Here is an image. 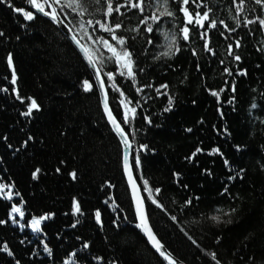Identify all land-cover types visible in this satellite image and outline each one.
<instances>
[{
	"label": "trees",
	"instance_id": "obj_1",
	"mask_svg": "<svg viewBox=\"0 0 264 264\" xmlns=\"http://www.w3.org/2000/svg\"><path fill=\"white\" fill-rule=\"evenodd\" d=\"M8 3L29 10L26 0L0 3V31L5 34L0 37V185L4 186L0 220L5 221L0 224V264H167L135 227L122 147L105 118L87 66L50 21L40 17L26 22ZM89 7L95 18H105L95 0H90ZM167 7L174 15L153 23L151 33L140 20L163 11L158 0H145L143 14L121 9L123 16L113 15L110 22L123 25L115 34L125 38L133 53L137 85L119 74L115 61H106L103 68L114 79L102 74L110 110L131 134V167L150 226L165 249L184 264H217L212 253L219 264H264V30L258 24L237 27L240 17L234 15L232 0H189L185 7L192 24L186 23L180 0H168ZM209 9L211 20L223 24L210 28L204 20V28L195 25L196 13L202 16ZM244 9L245 19H255L257 9L264 16V8L255 0H247ZM225 25L235 31L229 32ZM185 26L191 30L187 42L181 33ZM204 31L214 55L203 51L205 41L200 34ZM164 33L170 39L175 36L181 49L177 53L174 47L170 58L161 55L167 50ZM94 36L119 48L111 34L98 27ZM78 39L89 46L92 55L87 36ZM237 40L241 43L238 49ZM229 44L240 61L227 54ZM193 50L199 55L194 57ZM9 53L13 55L11 69L6 60ZM102 54L111 55L106 49ZM226 66L231 76L224 72ZM13 70L15 85L11 83ZM245 70L247 75L238 74ZM85 79L93 85L87 93L81 86ZM164 84L169 87L162 92L173 100L167 112L169 96L154 90ZM146 85L153 87L137 93V86ZM17 94L25 98L24 103L16 99ZM29 97L40 110L26 117L21 113L27 110ZM253 104L258 105L255 110ZM132 106L137 115L129 128L122 121ZM145 116L151 118V125ZM141 144L148 145V150L138 153L142 166L136 169L134 149ZM197 148L202 151L187 159ZM214 148L223 157L209 155ZM224 158L230 161V170ZM36 169L40 171L33 179ZM240 169L244 170L242 179L229 181V175L235 176ZM73 172L75 179L70 175ZM173 173L180 174L179 183ZM225 183L231 196L220 194ZM157 188L159 193L154 191ZM74 198L82 215L72 214ZM154 199L162 208L152 203ZM189 199L195 206L185 203ZM13 204L23 212L27 227L9 218ZM215 209L229 212L221 219L231 223L209 219L219 214ZM14 214L20 213H11V217ZM33 218L40 219L35 233L29 229Z\"/></svg>",
	"mask_w": 264,
	"mask_h": 264
},
{
	"label": "snow or ice",
	"instance_id": "obj_2",
	"mask_svg": "<svg viewBox=\"0 0 264 264\" xmlns=\"http://www.w3.org/2000/svg\"><path fill=\"white\" fill-rule=\"evenodd\" d=\"M8 0H0V3H6ZM167 2L168 0H158V7L162 6L163 11H159L158 13H153L152 15L142 18L140 20V23L145 25L146 31L151 33L154 31L153 29V23L160 22L161 18L165 15L167 16H173L174 13L170 11L167 7ZM247 0H232V3L236 6V10L234 15L237 17H240L239 22L237 23V27H248L249 25H256L258 24L262 30H264V16L260 15V9H257V16L255 19L252 18H247L245 19L243 14H244V5L246 4ZM26 3L30 4L32 7L35 8V12L31 10H24V9H19L15 8L11 3H8V6L13 8V11L20 13L23 15L24 21L26 22H32L34 20H37L41 16L44 18H47L50 20L52 23H54L58 28H60L63 31V34L65 35V38L69 37L72 41H75L77 45L80 46V51L84 53L85 55V60L88 68L93 71L94 73V79H99L101 75H106L108 80H113V74L112 73H104L103 68L104 64L106 61H115L120 68L119 74L127 79H130L133 85H137V77H136V72L134 70L135 66V60L133 58V53L126 47V40L123 37L117 36L116 30L121 29L123 27L122 23H111V19L113 18L114 14H119L120 16H123L125 12L121 11V9H126V10H131V9H137L141 14L144 13L145 11V0H95V4L99 5V8L97 9L98 12L102 13L103 16L105 17L104 19H97L93 15V12L90 10L89 4L90 0H68V3H64L63 0H26ZM181 3V8L180 11L183 12L184 17L186 18V23L187 24H192L193 19L192 16L190 15L189 11L185 6L189 4V0H180ZM255 3L260 5L261 8H264V0H255ZM200 4H197V7H200ZM48 9V10H46ZM79 17V19H77ZM196 21L195 25H198L201 28H204V24L202 21L206 20L208 21V27L210 28H216L217 24H223V21H215L211 20L210 18V9L208 11H204L203 15L199 12L196 13ZM151 21L152 23H150ZM97 27L99 29L104 30L107 33H110L112 36V39L117 42L119 45V48L114 47L107 39L104 37H99L98 39L95 38L94 33L97 30ZM225 28L229 32H234L235 28H228L227 25H225ZM91 29V31H89ZM140 29H130V31H139ZM256 29H250V31H255ZM190 32L191 30L185 26L181 29L182 33V38L184 41H189L190 40ZM223 35V33H221ZM5 34L0 31V37H3ZM79 37H85L87 36V39L91 41V53L92 55H89V46L87 45H81V40L78 39ZM207 37V31H204L200 34V38L204 40V44L202 46L203 51L208 52L210 54H215L210 47V44L208 40L206 39ZM19 39V38H17ZM164 39L167 41V43L164 45V47L167 48L166 51H163L161 53L162 56L164 57H171L173 53V48L175 47V52H179L181 49L176 46V41H175V36H173L171 39L169 38L168 33H164ZM149 43H152L151 40H149ZM235 47L238 49L241 47V43L239 40L236 41ZM107 50L108 53H111V55H103L102 52L103 50ZM264 50V49H262ZM227 54L229 56H232L236 61H240L241 57L233 50V45L229 44L228 45V52ZM192 55L198 56L199 53L195 50H193ZM7 65L11 69L13 68V55L12 53H9L7 55ZM221 63H224L221 61ZM197 70H200V65H197ZM140 71H143V69H140ZM224 72L227 73L229 76L232 75V72L229 70V68L226 66L224 68ZM239 75H247L246 70L239 72ZM16 73L13 70L12 76H11V83L13 85L16 84ZM101 83V88H103L104 84L103 81H100ZM82 90L87 93L93 90V85L92 83L85 79L81 82ZM145 87H153L152 85H146L144 87L137 86L136 91L137 93H141L144 91ZM169 85L164 84L161 85L160 87L155 88L154 90L157 93H160L162 95H168V105L165 107L164 111H171L172 107V97L167 93V92H162V89H168ZM233 92L235 91V84L233 83L232 86ZM7 91V89H5ZM15 91V89H13ZM211 94L213 96H218V92L212 91ZM121 95H124L121 93ZM16 99H18L21 103H24L23 97L19 96L18 94L16 95ZM30 102L28 104L27 110L22 112L21 114L23 116H31L35 111L40 110V106L37 103V101L31 97L27 98ZM129 104L132 103V101H128ZM140 102L136 101L135 104L138 105ZM103 107H104V112L107 116V119L110 124H113L116 126V133L118 137L121 140V143L124 146L125 149V155H124V162L125 166H127L128 162V149L133 148V144L130 142L129 136L131 135L130 133H126L124 129L121 127L120 124L117 123L116 119L112 116V112L109 109V104H108V98L107 95L105 96L104 102H103ZM252 109L255 110L258 105L253 104L251 105ZM128 113H131L132 116L129 117ZM137 115V108L136 106H132L127 108V111L124 114V118L122 123L124 125L129 126V128L132 125V121L135 119ZM145 122L148 123L149 125L152 124L151 118L148 116L144 117ZM188 131H191L189 129ZM31 139V137H29ZM131 140H135V136H131ZM148 150V145L146 144H141L138 146L137 149H134V152L137 154L134 156L135 160V168L139 169L142 166V159L141 156L138 154L139 152L146 151ZM240 147L237 146V151H240ZM202 149L197 148L195 152L192 154V157H189L187 159L192 160L197 153H200ZM220 154L223 157V153L219 151V149H212L211 152H209V155L213 154ZM224 164L225 167L228 168L229 170L231 169L230 161H228L226 158H224ZM39 169H36L33 172V179L37 178V173H39ZM59 171V169H57ZM209 175L211 173L208 170H205ZM243 169H240L235 176L229 175L228 180L229 181H235L237 178L242 179L240 176V173L243 172ZM73 179L76 178V173H70ZM173 176L176 178V182L179 183L180 180V174L179 173H173ZM129 180L131 181V176L129 175ZM144 186L147 188L148 186V181H144ZM183 188H187V185H182ZM4 186L0 185V191H3ZM156 193H159L161 189L157 188L154 189ZM221 196H231L228 184L225 183L224 187L221 190ZM9 199H11V196H9ZM195 200H199V197H196ZM152 203L157 207V208H162V205L157 202V200H152ZM188 206H195L194 200L189 199L185 202ZM73 215L76 214H83L81 212V209L78 205V202L73 200ZM136 207V212L137 216L139 219V222L136 223L135 227L138 229H147V218L145 214L141 211V208L139 204L137 203L135 205ZM163 210V209H162ZM216 213L219 214H213L209 217L212 221L215 223L219 224L221 222L224 223H231V220L228 221H222L221 216L222 215H229V212H225L222 209H215L214 210ZM230 212H235V209H231ZM11 213H20L21 218H23V212H21L20 208L17 207L16 205L13 204L11 208V212L9 213V218H11ZM96 217V222L99 224L101 222V213L99 210L96 211L95 213ZM40 219H44V217H41ZM40 219L33 218L32 225H33V230L38 231V225L40 224ZM173 219H176V217H173ZM5 223V221L0 220V224ZM76 223H79L77 220ZM23 227V226H22ZM75 227V224L73 225ZM148 240L152 242V247L155 249L157 253L163 258L164 261H167V264H178V262L174 261L169 257L168 254L163 250V245L157 240L156 236L153 235L151 229H147V231L144 233ZM23 243V241H21ZM193 243H196L193 240ZM217 243H219V238L217 239ZM84 247H88L87 244L84 245ZM5 250H7V246L5 245ZM45 250L48 251L47 247H45ZM8 255H12L11 252H8ZM212 259L217 261V264H219V261L216 257L215 253H212Z\"/></svg>",
	"mask_w": 264,
	"mask_h": 264
},
{
	"label": "water",
	"instance_id": "obj_3",
	"mask_svg": "<svg viewBox=\"0 0 264 264\" xmlns=\"http://www.w3.org/2000/svg\"><path fill=\"white\" fill-rule=\"evenodd\" d=\"M28 8L29 10L35 12V8L32 7L30 4H28ZM48 10V9H46ZM42 17V16H41ZM44 18V17H42ZM46 20H48L47 18H44ZM50 21V20H48ZM51 22V21H50ZM52 23V22H51ZM62 34H63V31L58 28L54 23H52ZM64 35V34H63ZM65 36V35H64ZM68 41L71 43V45L74 47V49L77 51V53L79 54V56L81 57V59L83 60V62L85 63V65L87 66L86 64V60H85V55L84 53H82L80 51V46L77 45L75 43V41H72L71 38H70V34H69V37L67 38ZM82 45V43H81ZM88 68V66H87ZM88 70L90 71L91 75H92V78H93V81H94V84L98 90V93H99V97H100V103H101V107H102V110H103V113L105 115V118L109 124V126L111 127L112 131L114 132V134L116 135V137L118 138L120 144H121V147H122V167H123V173H124V177H125V180L127 182V186H128V189H129V193H130V197H131V201H132V206H133V210H134V214H135V218H136V222L138 223L139 222V219H138V216H137V212H136V207L135 205L138 203L140 208H141V211L145 214L146 218H147V229H151V226H150V223H149V220H148V217H147V211H146V206H145V203H144V200H143V197H142V193H141V190L137 184V181H136V178L134 176V173H133V170H132V167H131V158H132V149H128V152H127V155H128V162H127V166H125V162H124V155H125V149H124V146L123 144L121 143V140L120 138L118 137L117 133H116V126L113 125V124H110L108 119H107V116L104 112V107H103V102H104V99H105V96L107 95V98H108V94H107V90H106V86H105V83L103 81V78H102V75L99 79H94V73L92 70H90L88 68ZM100 81H103V88H101V83ZM108 104H109V100H108ZM110 109V107H109ZM113 116V114H112ZM114 117V116H113ZM118 123V122H117ZM119 124V123H118ZM129 175L131 176V181L129 180ZM147 229H140L144 235V237L146 238L147 242L149 243L150 247L152 248V250L157 253L155 251V249L152 247V242L148 240L147 236L144 234ZM152 233L153 235L154 232L152 230ZM156 236V235H155ZM157 238V237H156ZM158 240V238H157ZM159 241V240H158ZM160 242V241H159ZM163 250L166 252V254L169 255V257L171 259H173L174 261L178 262V264H184L182 262H180L178 259H176L175 257H173L166 249L165 247L163 246ZM159 255V253H157ZM160 256V255H159ZM161 257V256H160ZM162 258V257H161ZM163 259V258H162ZM167 262V261H166Z\"/></svg>",
	"mask_w": 264,
	"mask_h": 264
},
{
	"label": "rangeland",
	"instance_id": "obj_4",
	"mask_svg": "<svg viewBox=\"0 0 264 264\" xmlns=\"http://www.w3.org/2000/svg\"><path fill=\"white\" fill-rule=\"evenodd\" d=\"M15 216H19V219H15ZM11 219L13 220V223L14 224H18L20 227H27L24 223H23V218H21V216H20V214H14L12 217H11ZM29 229L33 232V233H35L36 231H34L33 230V225H32V223L29 225Z\"/></svg>",
	"mask_w": 264,
	"mask_h": 264
},
{
	"label": "bare ground",
	"instance_id": "obj_5",
	"mask_svg": "<svg viewBox=\"0 0 264 264\" xmlns=\"http://www.w3.org/2000/svg\"><path fill=\"white\" fill-rule=\"evenodd\" d=\"M127 183V182H126Z\"/></svg>",
	"mask_w": 264,
	"mask_h": 264
}]
</instances>
